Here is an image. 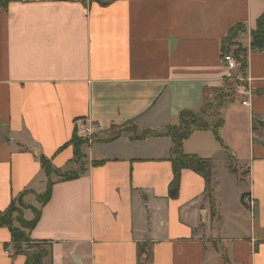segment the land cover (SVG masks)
Instances as JSON below:
<instances>
[{
  "label": "crops",
  "instance_id": "obj_1",
  "mask_svg": "<svg viewBox=\"0 0 264 264\" xmlns=\"http://www.w3.org/2000/svg\"><path fill=\"white\" fill-rule=\"evenodd\" d=\"M263 14L264 0H0V212L33 199L30 238L52 243L48 264H264V49L250 48ZM239 24L247 70L233 89L222 47ZM225 89L226 149L212 128L183 142L214 162L213 203L187 169L171 199L166 133ZM0 264H26L7 227Z\"/></svg>",
  "mask_w": 264,
  "mask_h": 264
},
{
  "label": "trees",
  "instance_id": "obj_2",
  "mask_svg": "<svg viewBox=\"0 0 264 264\" xmlns=\"http://www.w3.org/2000/svg\"><path fill=\"white\" fill-rule=\"evenodd\" d=\"M6 3H1V5H5ZM246 32V27L243 24H239L235 26L227 38L225 39L222 47V55L224 53L232 52L234 56L240 62V72L242 75H246L247 70V54L248 49L242 48L240 51H236L232 49L234 43L241 39V36ZM251 50H263L264 49V14L260 17L257 22L256 29L251 33ZM231 86V85H230ZM232 89V88H231ZM224 91L229 92V96L231 95L230 89H225ZM229 96H224V100L221 102V98L219 97L217 101L220 99V104L217 107L223 105V103L229 99ZM208 101V95L206 98ZM216 101V102H217ZM204 110V109H203ZM203 110L201 113L204 115ZM218 120L215 122L213 126L209 125L203 120L202 115L190 111L183 112L180 116L179 124L171 127L166 135L172 138L173 141V173L174 178L169 188V197L171 199H177L179 196L180 185H181V174L183 170H191L195 173L201 175L206 182L207 192L211 199V203H213V170H214V162L211 159L205 160L201 159L194 155H187L183 151V142L188 139L193 131L209 129L212 128L217 140L223 147L226 149L220 135L219 130L224 125V120L222 119L219 111L217 112ZM260 125V123H259ZM254 128L257 126L256 123L253 124ZM264 128V124L260 125ZM120 133H117L114 136H117ZM153 133L145 132L140 138H145L147 136H151ZM71 144L74 146L75 154L78 157L80 153V148L82 146V142L77 139V132H75L73 139L71 140ZM40 162L42 164L43 170L50 177L55 173V169L51 162L44 156L40 157ZM231 171H234L233 166H229ZM78 175L67 176L64 177L65 180L76 179ZM53 188V183L49 181L47 185L46 192L39 198L42 204H45L49 201L51 197V192ZM246 194L243 195L242 201L246 198ZM17 202L13 201L11 206L5 212H0V227H7L10 229L12 234V240L15 247L16 254H22L26 257V264H48L46 261L49 260L51 256L52 243L49 242H37L33 241L30 238V232L34 229L36 224L40 219V212L36 211L33 220H26L21 217V212H19V208L16 207ZM21 206V204H20ZM35 212L36 209H31ZM18 215L20 217H18ZM18 223V226L16 225Z\"/></svg>",
  "mask_w": 264,
  "mask_h": 264
},
{
  "label": "rangeland",
  "instance_id": "obj_3",
  "mask_svg": "<svg viewBox=\"0 0 264 264\" xmlns=\"http://www.w3.org/2000/svg\"><path fill=\"white\" fill-rule=\"evenodd\" d=\"M242 48L245 49L241 39L236 41L234 43V45L232 46V49H235L236 51H240ZM233 75L234 76H232L231 81H230V83L233 84V89L237 85H242V84L244 85L245 84V76L241 74L239 69L233 70ZM207 95H208V101L209 102L206 101L205 106L202 108V110L204 109L203 110L204 115L201 112L198 114H200V116L202 115L203 120L206 123H209V125L213 126L215 124V122L218 120L217 112L219 111V108L217 107V105L220 104V99H219V101H217V100L220 97L221 102H222L224 100V96L225 97L229 96V92H226L224 90H210V91H208ZM216 103H217V105H216ZM133 130H134L133 127L126 126V127H124V129H117L116 131H118V133H119L122 131H133ZM77 139H78V141H81L83 143L81 146V148H82V147H85L86 144H88V142L91 140V137L88 134L81 136L80 131L77 130ZM84 159H85V157H84V154H82V153H80L79 156L77 157V161L81 165H83V163H84V165L86 164V159L85 160ZM80 167H82V166H80ZM67 176L68 175H64L61 177L64 178ZM244 186L246 188L245 183H244ZM42 195H43L42 193H36L34 196L36 197V199L38 201H40L39 198H41ZM23 198L24 197H22L21 200L16 204V207L19 208V212H21V217L24 219L25 213L28 210L36 209V207L33 206V204H34L33 199L27 201ZM20 204H21V206H20ZM36 211H37V209L35 210L34 215L36 214ZM18 217H20V216L18 215ZM16 225L18 226V223Z\"/></svg>",
  "mask_w": 264,
  "mask_h": 264
},
{
  "label": "built area",
  "instance_id": "obj_4",
  "mask_svg": "<svg viewBox=\"0 0 264 264\" xmlns=\"http://www.w3.org/2000/svg\"><path fill=\"white\" fill-rule=\"evenodd\" d=\"M222 59H223V63L227 67V69L232 72L230 74V79H231L232 76H234L233 70H235V69L240 70V62L238 61V59L234 56V54L232 52L224 53L222 55ZM243 104L247 105V102H244ZM78 128H79L78 130L80 131L81 136L85 135V134H89L88 129H86L84 127H82V128L78 127ZM246 203L251 205V206L254 205L252 199H250V198H246ZM7 254H10V251H8Z\"/></svg>",
  "mask_w": 264,
  "mask_h": 264
}]
</instances>
